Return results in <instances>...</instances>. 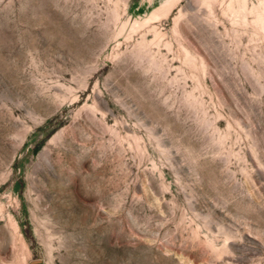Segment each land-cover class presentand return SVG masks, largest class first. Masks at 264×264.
I'll use <instances>...</instances> for the list:
<instances>
[{"label": "rangeland", "instance_id": "rangeland-1", "mask_svg": "<svg viewBox=\"0 0 264 264\" xmlns=\"http://www.w3.org/2000/svg\"><path fill=\"white\" fill-rule=\"evenodd\" d=\"M0 264H264V0H0Z\"/></svg>", "mask_w": 264, "mask_h": 264}]
</instances>
